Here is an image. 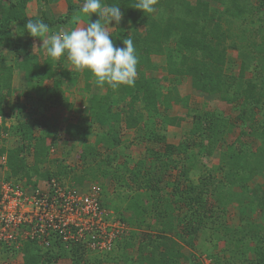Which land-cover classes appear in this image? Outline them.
Returning a JSON list of instances; mask_svg holds the SVG:
<instances>
[{
  "label": "trees",
  "instance_id": "obj_1",
  "mask_svg": "<svg viewBox=\"0 0 264 264\" xmlns=\"http://www.w3.org/2000/svg\"><path fill=\"white\" fill-rule=\"evenodd\" d=\"M64 1L63 15L30 17L29 0H0L2 182L97 184L111 202L102 182L110 180L117 189L114 212L128 231L109 253L58 241L45 250L27 242L20 250L2 245V258L21 254L24 264H205L203 258L264 264V0H158L151 15L132 8L135 0H104L122 13L111 34L114 45L123 47L130 37L139 63L133 87L105 85L99 93H93L90 72L38 50L24 28L40 19L53 33L71 30L84 0ZM162 57L164 66L156 61ZM16 72L23 74L20 88ZM183 80L208 105L197 107L182 95ZM74 93L83 96V109ZM174 107L185 115H170ZM186 119L184 138L169 143L168 128ZM3 133L19 145L8 149ZM129 133L133 141L125 138ZM138 144L145 147L136 161L127 151ZM67 145L80 151L75 166L52 157V146ZM229 207L238 211L239 225L230 222Z\"/></svg>",
  "mask_w": 264,
  "mask_h": 264
},
{
  "label": "built area",
  "instance_id": "obj_2",
  "mask_svg": "<svg viewBox=\"0 0 264 264\" xmlns=\"http://www.w3.org/2000/svg\"><path fill=\"white\" fill-rule=\"evenodd\" d=\"M127 231V225L104 208L97 184L78 186L57 179L41 187L1 184L0 247L20 250L27 242H38L46 250L58 241L103 254Z\"/></svg>",
  "mask_w": 264,
  "mask_h": 264
},
{
  "label": "clouds",
  "instance_id": "obj_3",
  "mask_svg": "<svg viewBox=\"0 0 264 264\" xmlns=\"http://www.w3.org/2000/svg\"><path fill=\"white\" fill-rule=\"evenodd\" d=\"M157 4L158 0H135L132 8L151 15L156 13ZM93 15L98 19L89 22ZM77 19L87 22L58 33L51 32L40 19L29 20L24 28L30 37L42 41L49 57L54 60L65 57L76 71L90 72L99 86L107 85L113 90L133 87L139 63L133 40L127 37L122 41L123 47H117L108 30L110 23L120 24V6L108 5L104 0H84Z\"/></svg>",
  "mask_w": 264,
  "mask_h": 264
},
{
  "label": "rangeland",
  "instance_id": "obj_4",
  "mask_svg": "<svg viewBox=\"0 0 264 264\" xmlns=\"http://www.w3.org/2000/svg\"><path fill=\"white\" fill-rule=\"evenodd\" d=\"M192 2H194L195 0H190ZM157 64L160 66H164L165 62H166V58L162 57V58H157L156 59ZM156 76H162L163 73L161 72H156L155 73ZM15 77H14V83L15 86L20 88L23 86L24 81H23V77L21 76V73H15ZM100 91H102V88L96 87L95 90H93L94 93H99ZM180 92L182 95L184 96H189L192 100V102L195 104V106L197 107H202L203 105H208L209 103V99H206L205 97L201 96L200 94H198L197 92H195L192 88H191V84L190 81L188 80H183V84L180 87ZM73 100L76 103V106L78 108L83 109L84 104H86L83 100V96H81L78 93H74V97ZM230 107L227 106H222V109L224 111H226L227 114L233 113V110L229 109ZM62 110H57L55 111V114L57 115L58 119L62 120L64 115L62 113ZM53 115V112H52ZM170 115H178V116H184L185 112L178 110L177 107H174V109L170 112ZM27 116L26 115H21L22 119H25ZM9 120L12 122L15 120L14 116H11L9 118ZM189 123L190 120L186 119V121L182 124V127L180 128H168L167 130V139L169 143H173V144H178L185 136V131H187L188 127H189ZM9 125V123H8ZM239 129H237L235 131L234 134L230 135L229 138L232 137H236L239 134ZM3 135V140H6V147L8 149H12L15 148L19 145V139L13 136H9L8 134H2ZM134 133H129L125 138L129 139V141H133L134 138ZM137 144V142H135ZM1 145H3L2 140H0V147ZM135 150H128L127 154L130 155L134 160H139L141 157V154L144 151V145L143 144H138L135 146ZM135 151V152H134ZM79 150H74L71 151V149L69 148V146H62V147H53L52 146V157H57V158H63L65 161L66 165L69 166H75L79 163ZM218 156H216V158L212 159L211 162L207 163V165L209 167L214 166L216 163H218ZM50 167L49 165H46L43 167V171H47L49 170ZM5 174H4V170L0 168V184L3 181ZM104 183V185L107 187L108 189V193H109V199L111 200V202L107 201V199L105 197H103L102 195V202L104 207L111 212H114V207L116 204V187L114 185V183H112L110 180H106V181H102ZM228 214H229V220L233 225H239L240 219H239V213L237 210H235L234 208L229 207L228 209ZM114 215L116 216L115 212ZM188 251V250H186ZM204 263L205 264H209V262L207 261V259L203 258ZM23 257L21 256V254H19L16 258H11V259H7L4 260L2 258V256L0 255V264H24L23 263ZM67 262H70L68 259L62 260L59 262V264H67Z\"/></svg>",
  "mask_w": 264,
  "mask_h": 264
},
{
  "label": "crops",
  "instance_id": "obj_5",
  "mask_svg": "<svg viewBox=\"0 0 264 264\" xmlns=\"http://www.w3.org/2000/svg\"><path fill=\"white\" fill-rule=\"evenodd\" d=\"M65 12H66V4L64 0H29L28 10H27V13L30 17H39L43 13L51 16L52 15L60 16L63 15ZM78 23H80L81 25L84 24V22L82 21H78ZM78 23H76L75 26ZM108 30L110 35L116 31L115 22L110 23ZM33 44L34 46L38 47V50L43 49L42 41H40L38 38L34 39ZM16 73H21V72H16ZM21 76L23 77V74ZM96 87H99V85L95 84L94 90ZM6 112H8V108L6 109ZM2 183L3 182H1V184ZM1 184H0V188H1Z\"/></svg>",
  "mask_w": 264,
  "mask_h": 264
},
{
  "label": "bare ground",
  "instance_id": "obj_6",
  "mask_svg": "<svg viewBox=\"0 0 264 264\" xmlns=\"http://www.w3.org/2000/svg\"><path fill=\"white\" fill-rule=\"evenodd\" d=\"M14 184H15V182H14Z\"/></svg>",
  "mask_w": 264,
  "mask_h": 264
}]
</instances>
